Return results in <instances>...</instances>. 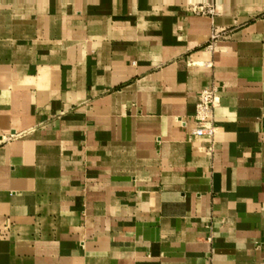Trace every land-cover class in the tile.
Returning a JSON list of instances; mask_svg holds the SVG:
<instances>
[{"label": "crops", "instance_id": "0c3cea01", "mask_svg": "<svg viewBox=\"0 0 264 264\" xmlns=\"http://www.w3.org/2000/svg\"><path fill=\"white\" fill-rule=\"evenodd\" d=\"M0 264H264V0H0Z\"/></svg>", "mask_w": 264, "mask_h": 264}, {"label": "built area", "instance_id": "2783aa9c", "mask_svg": "<svg viewBox=\"0 0 264 264\" xmlns=\"http://www.w3.org/2000/svg\"><path fill=\"white\" fill-rule=\"evenodd\" d=\"M222 0H187V11L191 16L214 18L219 13ZM227 35L226 31L214 30L211 39V49L217 41ZM218 88H208L199 94L194 122L196 128L193 135L198 138H213L216 132L215 110L217 107ZM9 138V141L12 140ZM213 152V148H210Z\"/></svg>", "mask_w": 264, "mask_h": 264}]
</instances>
